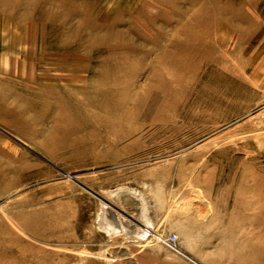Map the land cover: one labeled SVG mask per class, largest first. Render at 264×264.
<instances>
[{"label":"rangeland","instance_id":"374dc122","mask_svg":"<svg viewBox=\"0 0 264 264\" xmlns=\"http://www.w3.org/2000/svg\"><path fill=\"white\" fill-rule=\"evenodd\" d=\"M0 264H264V0H0Z\"/></svg>","mask_w":264,"mask_h":264},{"label":"crops","instance_id":"0c3cea01","mask_svg":"<svg viewBox=\"0 0 264 264\" xmlns=\"http://www.w3.org/2000/svg\"><path fill=\"white\" fill-rule=\"evenodd\" d=\"M124 191H128V193ZM144 191L145 190L141 192V190L137 188L135 189L133 187H126V186L122 188L121 187L116 188V195L119 196V200H120L119 204L129 212L128 213L129 216L123 218V220L127 221L129 225L127 232L125 234L132 235V237L130 238L135 239L136 241L137 240L142 241L143 239L139 236L142 233V231H147L149 233V231H151L153 226L155 225V222L150 213L151 209L149 208L147 196L145 193H143ZM134 197H136L139 201L138 200L136 201ZM116 204L118 203L116 202ZM143 205L145 207V210H142ZM146 221L150 223L148 225L150 228L149 230L146 225L147 224ZM130 232L132 234H130Z\"/></svg>","mask_w":264,"mask_h":264},{"label":"bare ground","instance_id":"6f19581e","mask_svg":"<svg viewBox=\"0 0 264 264\" xmlns=\"http://www.w3.org/2000/svg\"><path fill=\"white\" fill-rule=\"evenodd\" d=\"M124 192H127V193H128V191H124ZM113 199H114V196H113ZM134 199H135L136 201L138 200L136 197H134ZM140 200H141V199H140ZM116 201H120V200H118V199L116 198ZM138 201H139V200H138ZM116 205H117V204H116ZM143 206H144V205H143ZM142 208H143V207H142ZM115 220H116V219H115ZM110 226H111L112 228H114L113 225H110ZM124 226H126V227L129 226L127 221H124V220H123V222H120V223L117 222V224H116V228H115V229H116V231H118V234L121 233V227H124ZM143 233H144V232H143ZM142 236H143V235H142ZM145 237H146V236H145Z\"/></svg>","mask_w":264,"mask_h":264},{"label":"built area","instance_id":"2783aa9c","mask_svg":"<svg viewBox=\"0 0 264 264\" xmlns=\"http://www.w3.org/2000/svg\"><path fill=\"white\" fill-rule=\"evenodd\" d=\"M178 238L176 235H171L169 238H168V241L172 244H175L177 242Z\"/></svg>","mask_w":264,"mask_h":264}]
</instances>
